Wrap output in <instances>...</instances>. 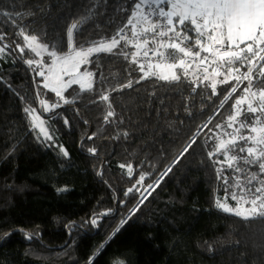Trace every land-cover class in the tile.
<instances>
[{"label": "trees", "instance_id": "1", "mask_svg": "<svg viewBox=\"0 0 264 264\" xmlns=\"http://www.w3.org/2000/svg\"><path fill=\"white\" fill-rule=\"evenodd\" d=\"M122 2L0 0V10L23 13L17 22L52 43L95 7L100 14L77 38L83 42L115 30L123 16L117 18L114 9ZM4 20L0 16L9 42L18 39ZM9 52L8 62L0 64V264H87L125 219L94 264H264V219L244 221L214 206L223 192L208 159L209 137L219 133L215 125L229 114L232 101L218 105L231 85H218L219 95L209 100L211 89L205 85L193 92L195 85L185 80H144L111 94L116 116L106 122L107 106L96 93L77 95L76 90V102L63 104L38 84L18 50ZM98 63L99 69H89L108 78L104 87L125 83L129 72L132 79L142 75L120 57L102 54ZM38 93L49 105H61L42 115L53 141L38 139L24 112L28 106L42 112ZM209 117L212 123L204 128ZM198 128L196 143L162 175ZM121 164H131L133 175ZM140 174H147L144 185L159 181L154 191L137 184ZM129 188L134 190L126 196ZM93 218L96 227L85 223Z\"/></svg>", "mask_w": 264, "mask_h": 264}, {"label": "snow or ice", "instance_id": "2", "mask_svg": "<svg viewBox=\"0 0 264 264\" xmlns=\"http://www.w3.org/2000/svg\"><path fill=\"white\" fill-rule=\"evenodd\" d=\"M114 11L117 18L121 14L123 18L110 34L78 41L86 26L100 14L97 8L90 6L66 28L59 41L48 43L17 22L18 18H23V13L0 10V16L5 18L3 23L14 28V36L18 38L9 42L8 33L0 26V60L11 54L9 49L18 50L35 76L42 78L38 84L54 93L63 104L76 102L75 98L65 96L73 85L79 86L77 95L96 93L99 102L107 106L106 122L116 116L111 94L132 89L144 80L155 79L168 84L185 80L195 85L193 92L205 85L211 89L209 100L219 95L218 85H231L218 105L223 108L232 101L229 114L224 123L215 125L219 133L209 137L213 143L207 152L208 159L214 165L223 192L222 196L214 198V206L244 221L264 219V0H124ZM129 48L132 51H127ZM25 53L30 54L29 58L25 59ZM102 54L123 58L142 75L132 79L129 72L130 78L125 83L104 87L108 78L102 72L98 76L89 69L90 65L101 67L98 61ZM237 92H240L238 96ZM160 103H164L163 99ZM39 106L42 109L39 114L31 106L25 107L24 112L37 138L53 141L54 136L42 115L61 105H49L47 100L39 98ZM212 120L213 117H209L203 127L208 128ZM199 135L198 128L162 175L171 172L172 166L179 163ZM88 151L95 154L96 149ZM61 152L68 155L63 147ZM120 167H127L128 175H133L131 164ZM146 179L147 174H140L137 184L146 192L154 191L159 181L144 185ZM133 190L129 188L125 195ZM138 210L139 205L129 211L134 215ZM85 223L98 226L96 218ZM125 223L127 219L121 220L108 239L94 250L87 264H94L95 257ZM26 237L32 238L31 234ZM113 264L124 262L116 260Z\"/></svg>", "mask_w": 264, "mask_h": 264}, {"label": "rangeland", "instance_id": "3", "mask_svg": "<svg viewBox=\"0 0 264 264\" xmlns=\"http://www.w3.org/2000/svg\"><path fill=\"white\" fill-rule=\"evenodd\" d=\"M2 62H8V59L7 58H5V59H3V60H0V64L2 63ZM38 78V80L39 81H41V79L42 78H40V77H37ZM79 89V86L78 85H73V87L71 88V89H69V99H72V98H75V91L76 90H78ZM240 94V93H239ZM68 98V97H67ZM47 112H45V114H46ZM42 118H43V116H42Z\"/></svg>", "mask_w": 264, "mask_h": 264}, {"label": "built area", "instance_id": "4", "mask_svg": "<svg viewBox=\"0 0 264 264\" xmlns=\"http://www.w3.org/2000/svg\"><path fill=\"white\" fill-rule=\"evenodd\" d=\"M130 49V51H132V49L131 48H129Z\"/></svg>", "mask_w": 264, "mask_h": 264}]
</instances>
